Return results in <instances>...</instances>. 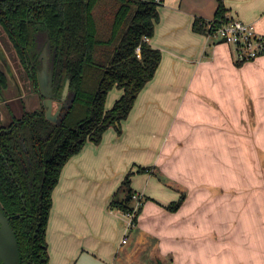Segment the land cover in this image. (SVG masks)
<instances>
[{"label": "crops", "instance_id": "crops-1", "mask_svg": "<svg viewBox=\"0 0 264 264\" xmlns=\"http://www.w3.org/2000/svg\"><path fill=\"white\" fill-rule=\"evenodd\" d=\"M224 2L264 34V0ZM218 3L163 0L150 39L162 61L123 132L111 126L62 170L50 264H264V54L239 63L233 46L194 30ZM122 93L113 88L107 108ZM25 100L40 103L37 92ZM139 165L153 171L132 176L147 198L127 234L126 216L109 205ZM182 194L181 207L168 209Z\"/></svg>", "mask_w": 264, "mask_h": 264}, {"label": "trees", "instance_id": "trees-1", "mask_svg": "<svg viewBox=\"0 0 264 264\" xmlns=\"http://www.w3.org/2000/svg\"><path fill=\"white\" fill-rule=\"evenodd\" d=\"M218 2L212 18L214 25L228 20L224 0ZM162 4L159 0H0L4 18L11 23L15 34L22 37L18 38L22 43L39 45L41 38L49 33L54 55L59 57L53 62L55 91L62 95L69 79V92L73 96L69 110L58 124L51 149L38 165L36 193L24 204L12 203V211L4 205L6 214L12 215L10 222L19 243L20 264H50L47 227L53 192L64 166L81 152L87 141L101 142L111 126L121 134L122 121L155 76L162 51L150 39L160 21ZM209 20L196 18L194 30L208 34ZM8 33L16 47L13 34ZM1 74L5 80L4 72ZM115 87L123 93L107 108L108 94ZM43 118L48 121L45 114ZM149 170L153 171L152 166L130 169L109 207L123 212L132 210L130 202L136 192L131 185L132 176ZM122 193L125 195L120 198ZM146 198L144 195V202ZM184 199L182 194L167 205L168 209L178 210ZM143 206L134 217L131 231L137 226Z\"/></svg>", "mask_w": 264, "mask_h": 264}, {"label": "flooded vegetation", "instance_id": "flooded-vegetation-1", "mask_svg": "<svg viewBox=\"0 0 264 264\" xmlns=\"http://www.w3.org/2000/svg\"><path fill=\"white\" fill-rule=\"evenodd\" d=\"M0 19L2 30L6 33L9 41L16 50L17 55L27 68L30 77L35 79V88L39 95L40 102L39 104L32 103L31 106H28L25 98H23V106H18V110L16 113L15 111L13 112V118L9 122L7 121L8 123L1 120L2 118H5V116L0 110V205L6 214L4 205L12 211V203L24 204L28 199L32 198L31 194L36 193L39 186L37 168L43 161L44 156H46L48 152L47 150L51 149L54 143L58 124L65 116L62 113L66 111L64 107L66 101H63V108L60 109L56 120L47 118V107L44 103L47 96L41 93L38 80L39 72L41 70V62L45 60V57L42 58V53L38 51V44L35 46L34 43L29 44L27 41L22 43L21 40L18 39H22V37L15 34L11 23L4 18V10L1 8ZM8 32L13 34L12 36L14 41H16L18 51L14 45L15 43H12ZM41 39L43 41L42 43L45 44L47 42L44 37ZM49 41L51 44V53L48 60L53 66V112H56L59 109L60 98L62 95L59 96L55 91L56 71L53 62L54 59L55 62L56 60L58 61L59 57L54 55V48L50 36ZM62 59H65V57H62ZM3 72L5 74V80H3L1 76V73ZM6 89H10V80L6 70L2 67L0 59V93ZM70 97V92L68 91L66 100L68 101ZM8 98L9 99L5 98L0 100V106L1 104H6L11 109V97ZM14 99L17 98L15 97ZM28 112H33V114H29ZM44 114L45 118L48 121L53 122L55 125L49 124V122L43 118ZM6 215L9 216V218L12 216L11 214Z\"/></svg>", "mask_w": 264, "mask_h": 264}, {"label": "water", "instance_id": "water-1", "mask_svg": "<svg viewBox=\"0 0 264 264\" xmlns=\"http://www.w3.org/2000/svg\"><path fill=\"white\" fill-rule=\"evenodd\" d=\"M47 42L42 43V39L39 42V52L42 53V58L45 57V60L41 62V70L39 72L38 80L40 84L41 93L46 95L47 98L44 100V103L47 107L46 115L48 119L56 120L57 116L60 112V109L63 108V101H66L65 109L66 111L62 114L65 115L69 110L73 96H71L68 101L67 95L70 88V80H67L65 85L63 94L60 98L59 109L56 112H53L54 108V92H53V66L50 64L48 57L51 53V44L49 41V33H47L46 37H44ZM30 88L25 91L24 89H20L19 84L15 81L13 84L14 94H12L11 98H15L18 96H22L23 98H27L33 92H37L34 81L31 80ZM11 85V84H10ZM130 198V196H128ZM0 264H20V249L17 236L15 231L11 225L10 218L7 216L1 205H0Z\"/></svg>", "mask_w": 264, "mask_h": 264}, {"label": "built area", "instance_id": "built-area-1", "mask_svg": "<svg viewBox=\"0 0 264 264\" xmlns=\"http://www.w3.org/2000/svg\"><path fill=\"white\" fill-rule=\"evenodd\" d=\"M163 1V0H159ZM228 20L214 25V20H209L207 36L230 44L235 49V57L238 62L254 60L264 54V34L258 31L255 24L231 16L227 13ZM148 172H151L149 170ZM144 195L136 191L133 194L134 204L132 210L123 212L126 216L127 234L135 226L134 217L139 208L144 204ZM125 235L122 244L128 242V235Z\"/></svg>", "mask_w": 264, "mask_h": 264}, {"label": "rangeland", "instance_id": "rangeland-1", "mask_svg": "<svg viewBox=\"0 0 264 264\" xmlns=\"http://www.w3.org/2000/svg\"><path fill=\"white\" fill-rule=\"evenodd\" d=\"M0 35H1L0 37L1 64L2 67L6 70L11 84L10 89L8 90L6 89L0 93V100H3L5 98L9 99L8 97H11L12 94H14L13 83L15 81L18 82L21 91L22 89L27 91L31 86L32 78L30 77L27 68L25 67L22 60H20V57L17 55L16 50L9 41V38L7 37L6 33L2 30L1 26H0ZM16 98L17 99L10 98L11 100L10 105L12 106L11 109L6 104L4 105L1 104L0 106L1 113L5 116V118H2L1 120L4 121L5 123L7 121L9 122L13 118V112L15 111L16 113V111L18 110V106L19 107L23 106V97L18 96ZM115 210L117 211V209Z\"/></svg>", "mask_w": 264, "mask_h": 264}]
</instances>
